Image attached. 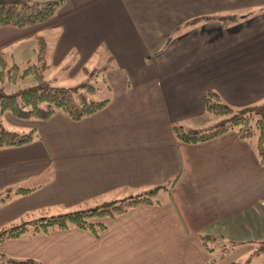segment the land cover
Returning a JSON list of instances; mask_svg holds the SVG:
<instances>
[{"label":"crops","instance_id":"1","mask_svg":"<svg viewBox=\"0 0 264 264\" xmlns=\"http://www.w3.org/2000/svg\"><path fill=\"white\" fill-rule=\"evenodd\" d=\"M39 32L54 61L72 53L81 65L97 50L111 53L110 100L79 121L62 111L26 120L37 137L0 148V195L31 188L0 203V228L178 178L157 192L158 202L102 219L97 234L26 233L0 243V255L43 264H212L202 235L216 240L246 226L264 234V165L253 147L234 131L185 143L171 130L216 122L204 110L208 91L234 108L264 101V0H60L46 23L0 26V51L33 50Z\"/></svg>","mask_w":264,"mask_h":264},{"label":"trees","instance_id":"2","mask_svg":"<svg viewBox=\"0 0 264 264\" xmlns=\"http://www.w3.org/2000/svg\"><path fill=\"white\" fill-rule=\"evenodd\" d=\"M59 5L60 0L46 3L0 0V26L26 29L46 23L55 16ZM36 39L40 46V52H44L46 47L44 37H36ZM18 68L16 63L7 66L0 55V82H15L18 77L27 76H32L35 80V84L18 88L10 93H6L0 87V148L28 144L37 137V132L33 128L26 131L6 129L2 119L7 113L15 119L26 121L47 120L57 111H62L71 120L79 121L102 110L110 100V86L105 74L96 72L93 74L91 82L63 87L52 86L44 81L41 67L36 63L28 64L22 73H19ZM82 70L85 71L83 66ZM203 105L206 112L218 117L216 122L206 130L185 129L179 124H174L171 130L175 138L185 143H198L213 139L227 131H234L240 139L253 147L259 163L264 165V101L234 108L223 102L216 92L208 91L204 96ZM177 178L178 176L166 185H159L142 193L105 200L95 205L62 213L41 215V217L1 227L0 243L19 238L26 233H47L55 229L79 228L97 234L105 228L102 219L113 218L138 205L158 202L157 192L159 190L169 191ZM30 190L31 188L17 187L7 191L0 195V203L13 195L25 194ZM201 239L207 247L206 242L214 239V236L202 235ZM261 252H264V239L258 242V246L252 254L258 255ZM213 262V260L210 261V263ZM0 264L43 263L32 259H15L0 255ZM227 264H245V262L230 261Z\"/></svg>","mask_w":264,"mask_h":264},{"label":"rangeland","instance_id":"3","mask_svg":"<svg viewBox=\"0 0 264 264\" xmlns=\"http://www.w3.org/2000/svg\"><path fill=\"white\" fill-rule=\"evenodd\" d=\"M23 1L31 3L42 0ZM39 33L40 34L36 37L43 38L41 32ZM36 37L33 39V50H31V47L14 49L11 45L2 49L0 51V55L5 60L7 66H10L12 63H16L19 66V73H22L23 69L26 68L28 64L36 63L41 67L40 70L44 81L48 82L52 86L57 85L68 87L91 82V78L94 73L98 72L99 74H105L109 68L115 65L113 55L104 49L97 50L81 65H75L76 62L72 59H74L76 55H72V53L65 55L58 61H54L51 56V50L53 47L51 42L46 44L44 52H40V46L38 45ZM81 66L85 68V71H81ZM32 84H35V80L32 76H27L24 78L18 77L15 82H0V87H2L6 93H10L18 88H23ZM211 117L218 119V117L213 114H211ZM13 119L20 123L13 122ZM2 123L8 130H28V128L25 127V121L15 119L9 113L4 115ZM42 213L43 212H36V214L29 215L27 219L41 217V215H44ZM57 213H62V210H59L58 212H48L47 215ZM261 233V229L259 234L258 231L254 232L250 226H246L243 230H226V232L222 234V237H219L216 240H208L206 244L212 249L210 251L211 258L215 260L212 264H226L230 261L245 262V264H264V252H261L258 255L252 254L253 250L257 248L260 239L264 238V234L262 235Z\"/></svg>","mask_w":264,"mask_h":264}]
</instances>
